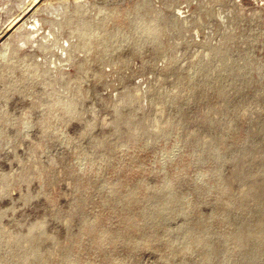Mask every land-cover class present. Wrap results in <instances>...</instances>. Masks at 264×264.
I'll return each instance as SVG.
<instances>
[{
  "label": "rangeland",
  "instance_id": "rangeland-1",
  "mask_svg": "<svg viewBox=\"0 0 264 264\" xmlns=\"http://www.w3.org/2000/svg\"><path fill=\"white\" fill-rule=\"evenodd\" d=\"M20 1L0 0V264H264V0H67L34 40L3 35Z\"/></svg>",
  "mask_w": 264,
  "mask_h": 264
},
{
  "label": "bare ground",
  "instance_id": "bare-ground-1",
  "mask_svg": "<svg viewBox=\"0 0 264 264\" xmlns=\"http://www.w3.org/2000/svg\"><path fill=\"white\" fill-rule=\"evenodd\" d=\"M67 0H22L20 1L19 3H21L20 6H18L17 8V13L16 15L12 18L11 21H9L7 23V25L4 27V29L2 30L3 32V35L7 34L8 31H10L12 28H14L10 33H9V36L11 37H19L20 40H22L23 38H25L26 36H30V38L32 40H34V34L37 33L40 29L43 28V22L46 23V22H49L51 19H48V13H51L49 11V6L51 5H55L56 3L58 4V12H56V16L57 17H54L55 19H52V20H58V19H61V18H58L61 17L62 13L60 12V10H63L65 11L68 6L65 5V2ZM70 1V0H68ZM72 1H76V0H72ZM87 1V0H85ZM45 12V15L43 14ZM184 11L182 10H178L177 14L180 15V14H183ZM62 23V22H61ZM49 30L47 32V35L49 36ZM36 36V35H35ZM50 40V39H49ZM72 42V41H71ZM70 41L68 40H65V43H62L61 46H60V54H62L63 58H67L66 60H70L72 57H73V49H75L73 46L74 44L72 45ZM77 46V45H76ZM40 47L42 50H46L48 48V46H46V44H43L41 43L40 44ZM67 50L69 51V53H67ZM78 50V49H77ZM84 59V58H83ZM79 62V61H78ZM77 61L75 63H77L78 65H80ZM81 62V61H80ZM74 62L72 61L71 59V65L73 64ZM74 63V64H75ZM76 65V64H75ZM74 65V66H75ZM52 68H55L57 70L60 71V77L61 79H65L63 76L65 69H60L58 68V66L56 64L53 65ZM83 68V67H82ZM25 70V69H24ZM49 71V69H47ZM46 70V71H47ZM79 70V68H78ZM45 69L43 72H39L37 71V75L41 74V75H45L46 73H48V71L46 72ZM67 71V70H66ZM26 72H28V70H26ZM33 73L31 74L29 72L28 76H32ZM67 76H69V71L68 73L66 74ZM55 76V75H54ZM27 78V77H26ZM25 78V79H26ZM54 78V77H53ZM70 78V77H69ZM68 78V79H69ZM55 80V78H54ZM62 81V80H61ZM65 81H68L67 79ZM26 83V82H25ZM72 94V93H71ZM74 94V93H73ZM79 96V95H78ZM71 97V95H70ZM69 97V98H70ZM75 97V95H74ZM73 97V99H74ZM72 99V101L65 105L63 104V107L66 108V106H68V110L73 112L74 109L76 108V104L74 102V100ZM59 102H63L61 99L58 100ZM62 104V103H61ZM65 105V106H64ZM62 108V106H61ZM62 111V110H61ZM70 112V113H71ZM62 113V112H61ZM63 115V114H62ZM55 116V115H54ZM74 116V114H73ZM72 116V117H73ZM50 118V117H49ZM65 118V117H64ZM52 119V118H51ZM50 119V120H51ZM49 121V119H47ZM46 120V121H47ZM53 121V120H52ZM43 123V122H42ZM52 124V123H51ZM62 123H60L61 125ZM42 125V124H41ZM53 125V124H52ZM46 125H44L45 127ZM54 126V125H53ZM56 127V126H55ZM46 131V130H45ZM49 134V133H48ZM264 224V223H263Z\"/></svg>",
  "mask_w": 264,
  "mask_h": 264
}]
</instances>
